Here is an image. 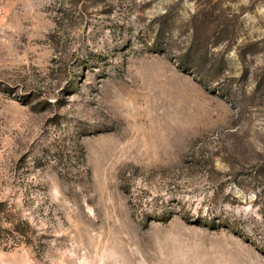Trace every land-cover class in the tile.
<instances>
[{"label":"rangeland","instance_id":"obj_1","mask_svg":"<svg viewBox=\"0 0 264 264\" xmlns=\"http://www.w3.org/2000/svg\"><path fill=\"white\" fill-rule=\"evenodd\" d=\"M0 200V264H264V0H0Z\"/></svg>","mask_w":264,"mask_h":264},{"label":"trees","instance_id":"obj_2","mask_svg":"<svg viewBox=\"0 0 264 264\" xmlns=\"http://www.w3.org/2000/svg\"><path fill=\"white\" fill-rule=\"evenodd\" d=\"M17 213L15 203L0 200V248H12L20 243V240L12 233L20 232L22 220L16 216ZM12 227L14 230L11 229Z\"/></svg>","mask_w":264,"mask_h":264}]
</instances>
